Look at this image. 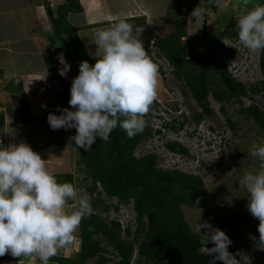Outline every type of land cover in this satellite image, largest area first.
Wrapping results in <instances>:
<instances>
[{
    "label": "clouds",
    "instance_id": "clouds-1",
    "mask_svg": "<svg viewBox=\"0 0 264 264\" xmlns=\"http://www.w3.org/2000/svg\"><path fill=\"white\" fill-rule=\"evenodd\" d=\"M208 11L209 9L204 6H197L192 11L191 17L194 20L203 18ZM236 28L238 33L236 39L241 46L252 52L264 50V5H257L239 16ZM143 30L141 27L134 28L131 23L120 19L107 29L96 31L94 40L96 62L94 65H90L87 61L79 64L78 75L72 79L69 89L70 109L57 106L59 115L48 114L47 122L51 130L75 129L76 134L71 137V140L87 152L91 150L97 138L107 143L110 134L117 127L122 128L129 139L143 132L147 123L144 116H148L156 98L161 99L157 97L159 70L165 68V71L169 70L170 73L173 70V66L164 55L169 66L163 63L158 67L149 57L140 38ZM232 38L235 37L228 38L227 42L223 41L233 51L231 56L220 55L223 63V57L238 59V55L230 44ZM150 45L148 51H150ZM60 63L63 67L58 70V74L61 77H67L71 66L62 54ZM224 65L229 72L225 63ZM166 92L168 96L173 93L182 98L183 109L172 122L164 124L167 133L161 134V129H158L160 134L153 133L152 130L151 137L140 141L143 144L149 142L148 147L155 145L152 140L154 134L160 135L161 138L166 136L170 129L173 130L171 126L179 122V126L183 125L185 117L188 116L186 100L182 92L177 93L171 88L166 89ZM259 94L263 97L262 93ZM250 95L251 93H247L241 96L240 103L243 98ZM210 96L208 95V101ZM163 101L170 102L169 98ZM194 101L196 102L195 99ZM249 104L244 103L242 106ZM42 107L46 106L42 105ZM201 111L200 108V111L193 115V120L198 125L206 117L196 122L195 116ZM151 122L149 118V123ZM200 130L201 128L195 126L194 131L197 134ZM206 130L209 131L208 134H201L196 143L204 138L205 142L201 146L206 147L205 151H208L207 147H216L215 136L212 134L217 131L209 126ZM173 142H181L179 144L185 148V145H188V141ZM190 142L189 140V144ZM166 145L164 150L167 149ZM167 150L170 153H178ZM146 153H150L147 147L140 148L135 155ZM249 154L258 159L259 170L246 172L238 181V185L247 195V210L259 221L258 247L264 250V142L254 143L249 148ZM76 187L70 182H58L49 172L46 160L33 151L27 143L19 142L5 147L0 141V257L10 253L12 257H37L41 264H49L60 248L72 242L82 220L92 214L93 209L89 199L80 194L78 185ZM98 190L101 188L99 187ZM113 198L116 199V203L112 205H118V207L123 204L132 205L134 216L126 221V225L128 223L134 225L135 211L132 200L129 203H121L116 197ZM70 202H74L75 209L71 212L68 211ZM110 210L117 213L119 208L117 211L114 208ZM109 211L106 214L110 216ZM110 217L118 220L120 218L119 216ZM200 219L201 214L195 231L201 237V252L204 255L213 256L210 264H215L217 260L222 261L223 264H238V260L228 251L232 244L231 239L209 221L205 220L201 223ZM202 229L203 232H201ZM252 239L255 240L256 237ZM208 243L213 246L206 247Z\"/></svg>",
    "mask_w": 264,
    "mask_h": 264
},
{
    "label": "trees",
    "instance_id": "trees-1",
    "mask_svg": "<svg viewBox=\"0 0 264 264\" xmlns=\"http://www.w3.org/2000/svg\"><path fill=\"white\" fill-rule=\"evenodd\" d=\"M258 1L257 5H264V0ZM216 2L204 0L203 6L210 10L216 7ZM238 17H231L217 36L207 34L204 27L201 44L205 52L188 57L187 48L181 42L186 36V17L182 14L181 0H174L175 29L157 42L160 51L173 66V75L181 81L183 91L189 92L202 110L196 114V122L213 113L208 95L220 104L232 100L241 102L240 97L247 93H262L264 96V50L259 52L263 79L249 85L232 77L220 57L221 54L233 55L232 49L223 41L238 38ZM205 18L206 15L203 21ZM62 19L59 16L58 21H54L55 33L61 44L70 51V57L75 59L81 55L78 53L80 49L76 48V41L72 42V37L69 41L61 37L57 25L62 23ZM220 109L225 113L222 105ZM240 112L251 117L264 134V111L256 103L241 107ZM144 119L147 123L143 132L131 139L122 128L117 127L107 143L97 138L88 152L78 147V162L82 165L85 181H88L85 190L97 197L90 201L92 214L79 225L80 249L77 256L52 257L51 260L57 264H91L90 260H94V264H130L135 250L137 260H143L145 264H210L213 260V256L201 252V237L191 230L180 208L183 204L194 208L207 204L203 180L190 172L160 168L153 153L135 155L139 142L152 133L149 117L145 115ZM228 123L231 128L234 127L230 120ZM171 128L176 129L175 126ZM156 132L160 134V130ZM166 146L170 151L188 155V149L179 143L169 142ZM53 175L58 182H70L76 187L72 174ZM99 187L101 190H98ZM113 197L121 203L132 200L134 230L133 224L128 223L123 228L118 219L106 214L110 208L116 211L119 208L118 205H105V200ZM98 236L103 237L105 245ZM211 245L208 243L206 247ZM215 264L222 263L217 260Z\"/></svg>",
    "mask_w": 264,
    "mask_h": 264
},
{
    "label": "crops",
    "instance_id": "crops-1",
    "mask_svg": "<svg viewBox=\"0 0 264 264\" xmlns=\"http://www.w3.org/2000/svg\"><path fill=\"white\" fill-rule=\"evenodd\" d=\"M181 2L182 14L187 19L186 36L181 42L191 41L195 36L203 37L204 27L207 34L217 36L222 30L218 23L225 16V10L232 8L234 15H241L232 0H217L216 7L207 12L205 21L203 18L194 20L191 13L197 6H203L204 0ZM258 2L252 0V7L246 6V10H251ZM172 10L174 0H0V141L3 146L27 143L46 160L50 173H70L77 185V180H82L79 179L82 165L78 162L80 150L71 140L76 130H51L48 114L59 115L57 106L70 109L69 89L72 79L78 75L79 64L87 61L94 65L96 62L97 30L107 29L124 19L134 28L144 29L140 38L149 57L151 41L155 42L157 55L163 56L157 42L175 29ZM59 16L63 17L60 26L57 25L61 37L67 41L72 37V42L76 41V48L80 49L81 55L75 59L70 57V51L55 33L54 19ZM200 46L201 43L195 42L190 45L194 52ZM69 47L71 50V44ZM61 54L71 66L67 77L58 74L63 67ZM168 75L165 68L159 70L157 97H160L158 94L164 97L166 89H170ZM73 205L69 204V212L75 210ZM79 249L78 228L72 242L60 248L54 257H73ZM0 264H41V261L37 257H12L9 253L0 257ZM49 264L57 263L50 260Z\"/></svg>",
    "mask_w": 264,
    "mask_h": 264
},
{
    "label": "rangeland",
    "instance_id": "rangeland-1",
    "mask_svg": "<svg viewBox=\"0 0 264 264\" xmlns=\"http://www.w3.org/2000/svg\"><path fill=\"white\" fill-rule=\"evenodd\" d=\"M232 2L234 7L240 9L237 12L238 14L241 13V15L249 11L246 10V6H248V8L252 7L250 6L252 0H247V3H245V0H232ZM231 9L232 8L225 10V16H222L220 23H218L222 29L229 22L231 17L236 16L232 13L233 10ZM172 12H174V10H172ZM231 14H233V16H231ZM55 20L58 21V19H54V21ZM202 38V36H195L191 41L182 42V45H185L187 48L188 57H193L194 55L198 56L200 53L205 52L203 45L196 49L195 52L194 50L192 51L190 47L194 42L202 43L200 42ZM245 50L248 54H252V59H256L257 52H252L248 49ZM252 59L249 60L251 61ZM167 73L171 75L169 70H167ZM169 75L168 80L170 84H166L168 88L174 89L177 93L182 92L186 100L185 104L188 116L185 117L183 125L179 126V122L175 124L176 129H170L168 134L162 138L158 137L154 146L148 147L150 144L149 142L147 144L140 142L135 152H138L140 148L147 147L148 152L154 153L156 156L158 155L156 160L157 165L162 166V168L168 167L169 169H178L180 171L199 175L207 190V204L200 208H194L187 204H183L180 207L191 230L196 232V224L201 214V223L205 220L209 221L214 227L225 232L231 239L232 244L229 246L228 251L238 260V264H264V250L258 247L259 221L247 210V195L238 185V181L246 172H255L259 170V161L249 154V148L254 143L264 142V134L261 129L255 124L251 117L241 113L240 108L243 107L242 104H248L249 102L253 104L256 103L264 111V96L261 97L260 94L259 96L258 94H251L246 97L244 101L242 99V103L232 100L224 102L223 104L216 102L210 96L209 107L212 109L213 113L206 116L198 125L194 122L193 115L195 112L200 111V107L197 106L189 92L185 93L183 91L184 87L181 81L176 79L174 75ZM255 80L256 75L254 77V81ZM166 94L164 97L160 94H158V96H160L162 100H168V98L172 101L175 100L172 99L174 96L171 97ZM171 100L170 102H163L167 108L174 109L175 106ZM221 105L224 107L225 113L221 111ZM228 120L234 125L233 128L228 125ZM195 126L201 128L199 134L196 133V131H198L197 129L194 131ZM208 126L217 131L212 134V136H215L214 144L216 147L209 146L207 147L208 151H205L206 147L201 146L204 144L205 139L202 138L199 143H196V141H199L198 138L201 137V134H208L209 131L207 132L206 130ZM155 139V137L154 139L152 138L153 141ZM175 140L183 142L188 141V145H185L188 149V155L170 153L167 149L164 150L165 144ZM189 140L191 141L190 144ZM79 169L81 170V167H79ZM78 173L80 172L76 171V174ZM80 177L79 179L82 180H77L80 194L86 196L89 201H92L97 196L85 190L84 186L88 185V181L84 180L82 171ZM105 202V205L115 204L116 199L109 198L106 199ZM96 211L100 210L96 209ZM109 214L110 216H119V220L124 225L127 220L132 219L134 216L131 204L120 205L117 213L110 210ZM135 226V224L132 226V230L135 229ZM203 231L202 229L201 232ZM98 237L102 239L103 245H105L106 242L103 237ZM252 237H256V239L254 240ZM111 255L110 257H112ZM76 256L75 253L73 257ZM137 259L138 255L135 250L130 264H145L143 260L138 261ZM89 262L94 264V260H90ZM221 263L223 264L222 261Z\"/></svg>",
    "mask_w": 264,
    "mask_h": 264
},
{
    "label": "built area",
    "instance_id": "built-area-1",
    "mask_svg": "<svg viewBox=\"0 0 264 264\" xmlns=\"http://www.w3.org/2000/svg\"><path fill=\"white\" fill-rule=\"evenodd\" d=\"M230 44L233 46L235 54L238 55V59H233L231 57H223V60L229 72L232 74V77H234L235 79H237L238 81L244 84H250V83L253 84L259 80H262L263 76L260 72V65H259V51L257 52V57H255L256 59H252L253 57L252 54L251 53L248 54L245 48L239 44L237 39L232 38ZM153 46L154 44L153 42H151L150 58L153 60V62H155L158 65V67L160 64L163 63L169 66L170 64L167 61V59L162 55L158 56ZM249 59L252 60L250 61ZM255 75H256V80L254 81ZM170 96L171 97L174 96V98L172 99H175L174 101L170 99L175 104L174 109L167 108L163 100L156 98L154 107H152L148 112V116L152 120L151 127L152 130L154 131L153 133H155L158 129L162 130L161 134L167 133V130L164 128V124L168 122H172L174 117L182 112L183 109L182 98L178 97L177 95H174L173 93H170ZM245 99L246 98H243V100ZM154 137L156 138L154 140V143L156 144L158 137L159 138L161 137L160 135L157 134H154L152 138L154 139ZM125 225L122 224L123 227H125Z\"/></svg>",
    "mask_w": 264,
    "mask_h": 264
}]
</instances>
